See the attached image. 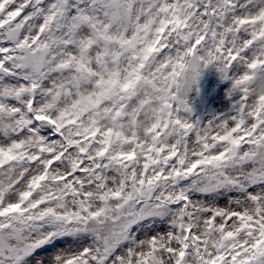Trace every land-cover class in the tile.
I'll return each mask as SVG.
<instances>
[{"label": "snow or ice", "instance_id": "obj_1", "mask_svg": "<svg viewBox=\"0 0 264 264\" xmlns=\"http://www.w3.org/2000/svg\"><path fill=\"white\" fill-rule=\"evenodd\" d=\"M0 264H264V0H0Z\"/></svg>", "mask_w": 264, "mask_h": 264}]
</instances>
